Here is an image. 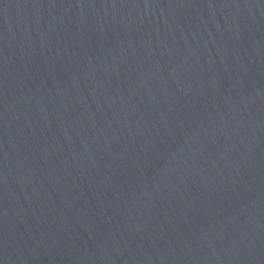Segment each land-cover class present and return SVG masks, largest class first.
<instances>
[{
	"label": "water",
	"instance_id": "water-1",
	"mask_svg": "<svg viewBox=\"0 0 264 264\" xmlns=\"http://www.w3.org/2000/svg\"><path fill=\"white\" fill-rule=\"evenodd\" d=\"M0 264H264V0H0Z\"/></svg>",
	"mask_w": 264,
	"mask_h": 264
}]
</instances>
